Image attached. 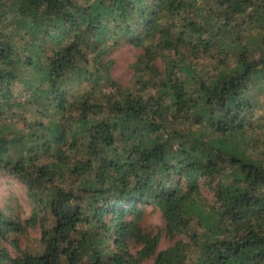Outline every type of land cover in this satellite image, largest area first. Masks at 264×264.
<instances>
[{"label": "trees", "instance_id": "1", "mask_svg": "<svg viewBox=\"0 0 264 264\" xmlns=\"http://www.w3.org/2000/svg\"><path fill=\"white\" fill-rule=\"evenodd\" d=\"M257 92L264 0H0V264H264Z\"/></svg>", "mask_w": 264, "mask_h": 264}, {"label": "rangeland", "instance_id": "2", "mask_svg": "<svg viewBox=\"0 0 264 264\" xmlns=\"http://www.w3.org/2000/svg\"><path fill=\"white\" fill-rule=\"evenodd\" d=\"M138 52L139 50L135 49L132 45L122 44L114 48L111 53H108L105 56L106 58L113 59V65L111 67L112 77L123 86L130 83V64ZM257 94L260 99L264 98L263 92L260 94L257 92ZM12 195H15L18 201L22 203L23 209L28 211V204L25 202V191L21 182L14 178L2 176L0 178V206H3L5 203H9V198ZM145 223L148 227L152 228V230L158 231L160 235L159 248H164L169 245L170 241L163 230L164 220L159 211L148 208V213L145 216ZM36 236L37 233H33L31 246L40 249L41 246L37 243L36 239H34ZM4 244L9 251H13V247L7 243ZM142 264H151V261H144Z\"/></svg>", "mask_w": 264, "mask_h": 264}]
</instances>
